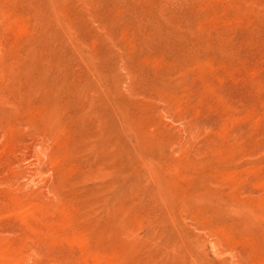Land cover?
I'll use <instances>...</instances> for the list:
<instances>
[{
    "label": "rangeland",
    "instance_id": "374dc122",
    "mask_svg": "<svg viewBox=\"0 0 264 264\" xmlns=\"http://www.w3.org/2000/svg\"><path fill=\"white\" fill-rule=\"evenodd\" d=\"M0 264H264V0H0Z\"/></svg>",
    "mask_w": 264,
    "mask_h": 264
}]
</instances>
